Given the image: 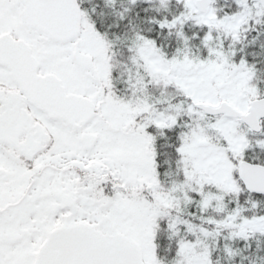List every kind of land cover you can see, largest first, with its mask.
Wrapping results in <instances>:
<instances>
[{"label": "snow or ice", "instance_id": "1", "mask_svg": "<svg viewBox=\"0 0 264 264\" xmlns=\"http://www.w3.org/2000/svg\"><path fill=\"white\" fill-rule=\"evenodd\" d=\"M0 264H264V0H0Z\"/></svg>", "mask_w": 264, "mask_h": 264}]
</instances>
